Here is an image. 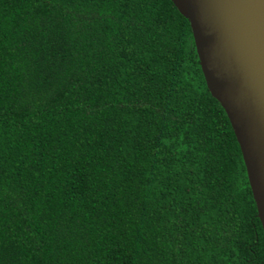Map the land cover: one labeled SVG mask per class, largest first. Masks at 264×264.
<instances>
[{"label":"trees","instance_id":"trees-1","mask_svg":"<svg viewBox=\"0 0 264 264\" xmlns=\"http://www.w3.org/2000/svg\"><path fill=\"white\" fill-rule=\"evenodd\" d=\"M0 264H264L171 0H0Z\"/></svg>","mask_w":264,"mask_h":264},{"label":"water","instance_id":"water-1","mask_svg":"<svg viewBox=\"0 0 264 264\" xmlns=\"http://www.w3.org/2000/svg\"><path fill=\"white\" fill-rule=\"evenodd\" d=\"M240 145L264 231V0H171Z\"/></svg>","mask_w":264,"mask_h":264}]
</instances>
